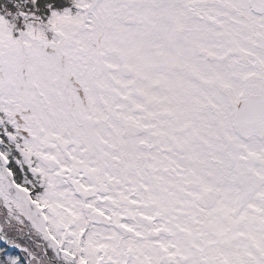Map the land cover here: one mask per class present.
Masks as SVG:
<instances>
[{"label": "snow or ice", "instance_id": "snow-or-ice-1", "mask_svg": "<svg viewBox=\"0 0 264 264\" xmlns=\"http://www.w3.org/2000/svg\"><path fill=\"white\" fill-rule=\"evenodd\" d=\"M0 264H264V0H0Z\"/></svg>", "mask_w": 264, "mask_h": 264}]
</instances>
